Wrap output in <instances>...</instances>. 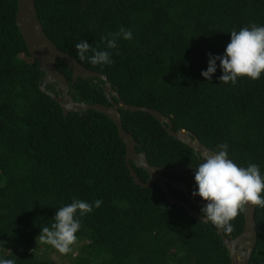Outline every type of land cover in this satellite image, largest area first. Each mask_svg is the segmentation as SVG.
I'll list each match as a JSON object with an SVG mask.
<instances>
[{"label": "trees", "instance_id": "1", "mask_svg": "<svg viewBox=\"0 0 264 264\" xmlns=\"http://www.w3.org/2000/svg\"><path fill=\"white\" fill-rule=\"evenodd\" d=\"M46 37L86 69L105 76L112 92L129 105L161 112L173 131L185 130L215 152L229 145L238 165H260L264 175V76L235 85L201 76L208 54L223 55L230 32L264 25V0H34ZM16 0H0V254L16 264H231L216 227L168 205L156 185L132 181L126 149L116 126L94 110L67 113L40 90L45 72L27 52L15 24ZM132 41L118 40L111 66L80 60L75 45L86 40L102 50L101 37L120 27ZM76 103L110 106L104 81L78 79L59 59ZM52 86L46 90L53 92ZM111 100L118 102L113 95ZM123 129L135 140V153L151 167L184 184L191 199L200 155L168 136L152 116L119 110ZM130 166L142 183L148 174ZM177 170L179 173L174 172ZM182 172H181V171ZM173 198L201 216L204 204L190 202L168 186ZM73 198L103 201L82 218L74 252L60 254L39 240L59 207ZM257 239L249 264H264V207L255 206ZM244 211L234 221L238 237ZM58 253L57 261L50 256Z\"/></svg>", "mask_w": 264, "mask_h": 264}, {"label": "clouds", "instance_id": "2", "mask_svg": "<svg viewBox=\"0 0 264 264\" xmlns=\"http://www.w3.org/2000/svg\"><path fill=\"white\" fill-rule=\"evenodd\" d=\"M101 40L105 43L102 50L93 48L86 40L78 42L75 48L80 60H87L94 66H111L113 55L118 54V40L132 41L133 33L121 26L118 32L108 33ZM217 62L222 72L219 77L222 83L235 85L241 78L259 80L264 76V25L253 23L239 31L233 29L223 55L208 54L207 69L201 72L205 80L211 81L217 72ZM228 149L227 143H221L215 152L201 157L195 168V190L192 192L193 197L205 202L201 208V221L210 222L223 231L232 230V221L247 206L264 207V175L260 165L248 163L240 166L229 157ZM102 203L100 199L90 203L73 198L71 203L57 209L50 227L41 228L39 240L60 254L73 253L82 218L99 209ZM0 264H16V257L6 258L0 254Z\"/></svg>", "mask_w": 264, "mask_h": 264}, {"label": "water", "instance_id": "3", "mask_svg": "<svg viewBox=\"0 0 264 264\" xmlns=\"http://www.w3.org/2000/svg\"><path fill=\"white\" fill-rule=\"evenodd\" d=\"M17 1V11L15 14V24L18 31L25 43V47L30 57L34 59L41 69L46 73L43 79V83L40 90L48 95L52 100L61 106L62 113L64 116L67 113L74 112H84L89 110H94L100 114L105 115L110 119L116 126L119 139L124 143L126 149V164L129 170V175L132 178L134 184L146 188L151 185H156L164 193L168 205L178 204L182 206L186 213L197 220H202L196 211L192 210L189 205L178 199H175L170 194L168 186L172 188H177L181 193L188 196V190L184 184L177 182H171L163 176V173L167 172L164 168L151 167L147 161L145 154L135 153V140L131 134L127 133L123 127L121 120L118 115V110L128 111L131 113L143 112L154 119H156L162 126L165 124V130L168 136L173 139L185 144L189 148L193 149L196 153L203 157L209 153L203 145L197 141L195 138L189 135L185 130L181 129L178 131H173V125L171 120L165 117L161 112L149 109L145 107H136L122 102L119 97L112 92L111 86L107 81L105 76L99 73L90 71L80 65L74 58L70 55L60 51L45 35L42 25L38 19L36 8L34 5V0H16ZM57 59L61 60L66 67L72 72L71 85L75 84L78 79H88V78H98L104 81L103 92L110 102V106H105L101 104H85L74 102L68 92L69 85L63 74L59 73L55 69V63ZM58 83L62 88L67 89L64 97H56L52 93H48L45 90V85L47 83ZM110 95H113L118 99L115 103L110 99ZM129 162H133L135 168H140L144 170L149 178L146 183H142L138 178L134 169L130 166ZM179 173L178 171H174ZM200 203V204H204ZM255 206H247L244 210V230L236 238L232 236L227 237L222 230L217 229V234L220 236L222 243L229 250V258L231 264H249V258L252 254L256 239V222H255ZM206 222V221H203Z\"/></svg>", "mask_w": 264, "mask_h": 264}, {"label": "flooded vegetation", "instance_id": "4", "mask_svg": "<svg viewBox=\"0 0 264 264\" xmlns=\"http://www.w3.org/2000/svg\"><path fill=\"white\" fill-rule=\"evenodd\" d=\"M44 79V78H43ZM43 79H42V82H41V85H42V83H43ZM47 85H51L52 87L50 88V89H52L53 88V90H54V92L56 93V95L57 96H62V97H64V94L67 92V89H65V88H62L58 83H53V84H46L45 85V90H46V86ZM41 87V86H40ZM49 91V90H48ZM50 92V91H49ZM69 92H70V87H69V89H68V94H69ZM50 93H53V92H50ZM54 94V93H53ZM105 95V94H104ZM106 97V96H105ZM107 98V97H106ZM174 171H177V170H174ZM181 171V170H180ZM182 172V171H181ZM165 174H163V176H164ZM165 177V176H164ZM148 178H149V176H148ZM166 178V177H165ZM167 179V178H166ZM169 180V179H168ZM169 181H171V180H169ZM172 182V181H171ZM174 182V181H173ZM178 183V182H177ZM181 184V183H180ZM169 188V187H168ZM173 189H177V188H173ZM178 190V189H177ZM185 195V194H184ZM186 196V195H185ZM186 198L188 199V200H190V202H194V203H203V201H200V202H197V201H195V200H193V199H191L190 198V196H189V192H188V196H186ZM181 201V200H180ZM182 202H184V201H182ZM189 205V204H188ZM190 207V206H189ZM191 208V207H190ZM192 209V208H191ZM193 210V209H192Z\"/></svg>", "mask_w": 264, "mask_h": 264}, {"label": "rangeland", "instance_id": "5", "mask_svg": "<svg viewBox=\"0 0 264 264\" xmlns=\"http://www.w3.org/2000/svg\"><path fill=\"white\" fill-rule=\"evenodd\" d=\"M50 256L52 257V259H53L54 261H57L58 253H56V254L51 253ZM66 264H68V262H67ZM69 264H70V263H69Z\"/></svg>", "mask_w": 264, "mask_h": 264}]
</instances>
